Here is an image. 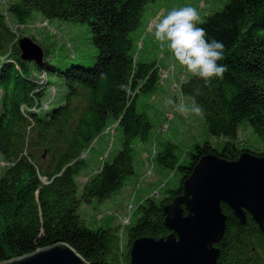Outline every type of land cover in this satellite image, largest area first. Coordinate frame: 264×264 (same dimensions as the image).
<instances>
[{"label": "trees", "instance_id": "1", "mask_svg": "<svg viewBox=\"0 0 264 264\" xmlns=\"http://www.w3.org/2000/svg\"><path fill=\"white\" fill-rule=\"evenodd\" d=\"M154 1L12 0L6 8L0 3V155L5 163L0 176V263L65 243L89 264H131L135 240L170 234L164 208L182 194L183 182L202 157L230 161L247 150L235 144L241 123L262 139L263 150L257 154L264 157V0H228L198 25L224 44V79L204 87L191 75L180 85L181 94L190 99L197 88L202 90L195 99L206 110L202 118L207 133L225 142L219 147L196 144L186 164L179 162L174 144L160 143L155 164L179 172L180 183L166 188L159 201L149 198L137 206L135 222L123 230L125 243L119 226L91 229L83 224L79 208L94 200L104 203L123 189L135 174L134 144L147 143L153 131L149 117L138 110L137 98L154 93L159 70L155 61L134 60L130 34L140 26L144 6ZM34 12L45 20L87 25L97 50L95 62L60 66L46 53L41 66L22 61L17 41L23 35L11 24L25 26ZM42 73L47 78L40 83ZM57 90L60 103L49 110ZM46 99L48 108L35 112ZM111 124L121 133L120 148L79 190L76 180L88 168L83 154L91 152ZM221 210L226 221L214 245L218 264H264L259 225L248 213L242 224L227 205L221 204Z\"/></svg>", "mask_w": 264, "mask_h": 264}, {"label": "rangeland", "instance_id": "2", "mask_svg": "<svg viewBox=\"0 0 264 264\" xmlns=\"http://www.w3.org/2000/svg\"><path fill=\"white\" fill-rule=\"evenodd\" d=\"M12 0H0L3 8ZM228 0H155L144 6L141 23L138 29L130 34L133 40V57L135 61H155L159 70L160 81L151 96H139L138 110L146 113L153 125L149 141L145 144H134V176L127 179L123 189L114 194L108 201L98 203L92 201L79 208L83 224L91 229L119 226L121 242L125 243L123 230L132 225L136 219V208L146 199L157 201L163 196L166 188L177 187L181 177L177 171L161 169L154 158L162 142H170L177 148L179 162L186 164L188 155L194 151L195 145L209 142L221 146L224 138H215L207 133L203 118L194 114L183 115L176 109L180 104H191V99L180 92V85L191 75L173 57L167 46H161L154 37V24L162 19L171 9L182 6H193L201 19L215 11L221 10ZM13 30L22 37L35 41L49 56V61L65 66L70 63L92 65L97 50L91 41L87 25L75 24L59 20H45L34 12L25 26L11 24ZM20 37V38H22ZM57 83V79L53 78ZM49 97V94H46ZM169 99L173 103H168ZM61 100L60 93L49 105V110L56 107ZM121 133L117 124H111L92 146L89 153L83 154L88 168L77 178L79 190L94 176L99 166L108 161L112 154L120 148ZM235 144L239 148L259 153L263 150V141L250 126L241 123ZM5 163L0 155V176Z\"/></svg>", "mask_w": 264, "mask_h": 264}, {"label": "water", "instance_id": "3", "mask_svg": "<svg viewBox=\"0 0 264 264\" xmlns=\"http://www.w3.org/2000/svg\"><path fill=\"white\" fill-rule=\"evenodd\" d=\"M17 45L22 61L43 64L45 51L32 39L19 38ZM182 189V194L164 208L170 234L159 240H135L129 252L131 264H218L219 251L214 245L222 238L226 221L221 204L242 224L248 213L264 232L263 156L249 150L230 161L204 156ZM0 264L89 263L69 245L57 243Z\"/></svg>", "mask_w": 264, "mask_h": 264}, {"label": "clouds", "instance_id": "4", "mask_svg": "<svg viewBox=\"0 0 264 264\" xmlns=\"http://www.w3.org/2000/svg\"><path fill=\"white\" fill-rule=\"evenodd\" d=\"M203 21L199 12L193 6H182L171 9L162 19L154 24V37L161 46H167L175 60L194 77L203 81L204 87H211L213 80H223L228 71L225 59V47L222 41L209 38L204 27L198 26ZM106 78L105 73L100 74ZM128 91L127 85H120ZM197 88L191 98V104H180L177 111L183 115L194 114L204 117L205 109L196 102L195 96L202 95ZM168 103H173L169 99Z\"/></svg>", "mask_w": 264, "mask_h": 264}, {"label": "built area", "instance_id": "5", "mask_svg": "<svg viewBox=\"0 0 264 264\" xmlns=\"http://www.w3.org/2000/svg\"><path fill=\"white\" fill-rule=\"evenodd\" d=\"M45 78H47L46 74L45 73H42L39 77L40 79V83L43 82L45 80ZM54 90H52L53 92ZM50 103V100L49 99H46V101H41L40 102V105H39V108L37 109V107L33 108V110L35 112H40V111H43V110H46L48 108V105Z\"/></svg>", "mask_w": 264, "mask_h": 264}]
</instances>
